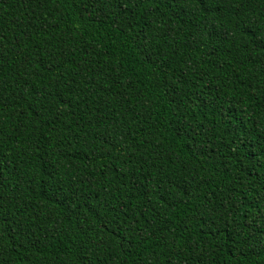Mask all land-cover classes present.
I'll use <instances>...</instances> for the list:
<instances>
[{
	"label": "trees",
	"instance_id": "obj_1",
	"mask_svg": "<svg viewBox=\"0 0 264 264\" xmlns=\"http://www.w3.org/2000/svg\"><path fill=\"white\" fill-rule=\"evenodd\" d=\"M0 264H264V0H0Z\"/></svg>",
	"mask_w": 264,
	"mask_h": 264
}]
</instances>
